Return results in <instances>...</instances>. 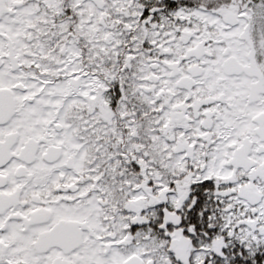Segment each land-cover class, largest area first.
Segmentation results:
<instances>
[{
    "label": "snow or ice",
    "instance_id": "snow-or-ice-1",
    "mask_svg": "<svg viewBox=\"0 0 264 264\" xmlns=\"http://www.w3.org/2000/svg\"><path fill=\"white\" fill-rule=\"evenodd\" d=\"M0 264H264V0H0Z\"/></svg>",
    "mask_w": 264,
    "mask_h": 264
}]
</instances>
